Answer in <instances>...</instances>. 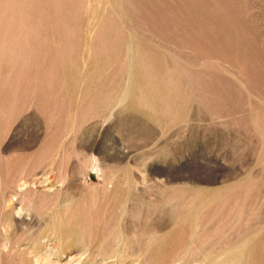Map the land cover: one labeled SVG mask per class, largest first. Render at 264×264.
Here are the masks:
<instances>
[{
  "label": "rangeland",
  "instance_id": "374dc122",
  "mask_svg": "<svg viewBox=\"0 0 264 264\" xmlns=\"http://www.w3.org/2000/svg\"><path fill=\"white\" fill-rule=\"evenodd\" d=\"M0 264H264V0H0Z\"/></svg>",
  "mask_w": 264,
  "mask_h": 264
}]
</instances>
